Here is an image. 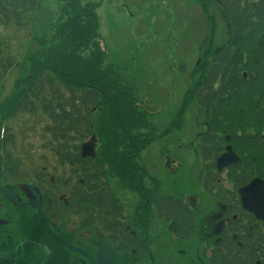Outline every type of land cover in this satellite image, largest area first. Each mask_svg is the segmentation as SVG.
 <instances>
[{"label": "flooded vegetation", "instance_id": "af4514ba", "mask_svg": "<svg viewBox=\"0 0 264 264\" xmlns=\"http://www.w3.org/2000/svg\"><path fill=\"white\" fill-rule=\"evenodd\" d=\"M229 1L233 7L250 8L254 19L263 20L259 17L264 15V0ZM216 4L230 25L224 3ZM247 52H242L239 78H249L257 70ZM7 53L13 65L0 82V92L17 67L27 69L26 54L20 63ZM22 78L0 102V264H264V99L253 97L255 106L248 103V110L234 113L236 106L225 101L221 82H216L220 96L214 104H205L203 110L211 111L206 115L196 95L207 82L198 81L186 98L205 127L196 144H158L183 127L185 99L164 130L150 116V144L123 146L131 152L120 150L116 174L103 159L109 153L101 152L96 133L86 132L80 143L81 157L91 160L82 171L79 162H60L56 153L60 134L54 136L47 127L55 140L57 166L66 175L53 181L48 173L28 175L15 153V134L8 123L21 114L12 110L21 101L17 88H29ZM12 100L13 107L8 106ZM35 103L33 113L45 115L40 97ZM89 144L91 153L84 155ZM183 145L195 149V173L180 163L176 149ZM164 172L170 175L166 183ZM57 183L67 191L66 197L54 194ZM65 214L73 221H65Z\"/></svg>", "mask_w": 264, "mask_h": 264}, {"label": "trees", "instance_id": "16d2710c", "mask_svg": "<svg viewBox=\"0 0 264 264\" xmlns=\"http://www.w3.org/2000/svg\"><path fill=\"white\" fill-rule=\"evenodd\" d=\"M204 1L197 0L200 5ZM221 1L231 21L228 40L219 46L214 44L217 28L211 19V39L201 58V65L207 69L199 80L207 84L199 86L202 93L195 95L203 110L206 103L214 104L220 96L214 85L221 82L219 90L225 101L235 105L234 113H239L248 103L256 105L253 97L264 99V15L259 17L263 20L254 19L250 8ZM39 3L40 0H0V82L13 65L7 60L9 45L2 32L9 27H26L28 15L34 22ZM100 6L101 2L62 0L59 16L40 26L39 35L31 40L28 71L23 69L21 79L29 83V88H17L21 101L12 113L35 112V102L40 97V108L50 121L48 131L54 136L60 134L56 152L60 162H79L86 171V163L91 160L81 157L80 143L90 131L98 135L101 152L109 153L103 159L116 174L120 150L131 152L123 146L150 143L148 120L152 113L137 89L122 77L121 68L108 63V52L99 33ZM204 10L207 12V7ZM243 50L248 51V61L257 68L249 78L237 76L245 57ZM7 104L13 107L14 100ZM203 111L211 113L209 109ZM216 114L214 111L212 116ZM137 136L145 139L140 141Z\"/></svg>", "mask_w": 264, "mask_h": 264}, {"label": "rangeland", "instance_id": "374dc122", "mask_svg": "<svg viewBox=\"0 0 264 264\" xmlns=\"http://www.w3.org/2000/svg\"><path fill=\"white\" fill-rule=\"evenodd\" d=\"M93 2H102L97 11L99 33L108 50V63L121 68L122 77L137 89L139 98L153 114L152 123L164 130L170 125V117L181 110L186 98L191 97L189 87L204 74L206 68L201 65V58L211 39L212 20L217 28L214 44L219 46L228 40L220 9L209 0H205L203 5L197 0H82L83 4ZM61 7L62 0H41L34 22L28 15L26 23L29 25L26 27H9L2 32L1 36L7 40L8 50L16 61L23 62L28 49H33L30 46L34 33H39L40 26L48 20H55ZM204 7H207V12ZM179 65L184 67L179 69ZM24 75L19 67L9 75L0 92V102L14 92V85ZM197 112L191 99H186L183 127L158 144L174 147L179 143L194 142L195 145L196 136L205 129ZM49 124L47 117L39 111L18 114L8 123L15 134V153L23 163L24 171L28 175L48 173L53 181L64 180L66 175L58 168L52 151L55 140L47 131ZM159 145L150 149L154 150ZM194 151V148L184 145L176 149L180 163L195 173L198 167ZM162 174L165 183L168 182L170 175ZM28 175L27 179H30ZM53 192L57 198L67 196V191L58 183L54 185ZM126 200L128 203L131 201L129 197ZM69 218L72 220L73 216L64 215L65 221Z\"/></svg>", "mask_w": 264, "mask_h": 264}, {"label": "water", "instance_id": "95a60500", "mask_svg": "<svg viewBox=\"0 0 264 264\" xmlns=\"http://www.w3.org/2000/svg\"><path fill=\"white\" fill-rule=\"evenodd\" d=\"M90 146H91L90 144L84 146V155H90V153H91V147ZM12 198L16 201L15 196H12ZM18 204L21 205V203H18Z\"/></svg>", "mask_w": 264, "mask_h": 264}]
</instances>
